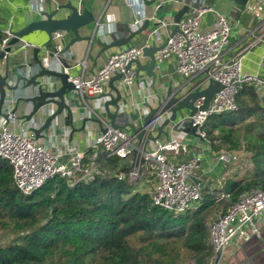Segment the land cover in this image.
<instances>
[{
    "label": "trees",
    "instance_id": "obj_1",
    "mask_svg": "<svg viewBox=\"0 0 264 264\" xmlns=\"http://www.w3.org/2000/svg\"><path fill=\"white\" fill-rule=\"evenodd\" d=\"M235 104L209 115L203 128L215 151L243 149L250 165L206 186L199 205L183 213L152 206L149 190L138 189L149 170L118 179L129 161L102 151L92 179L70 183L56 175L29 194L14 186L0 159V232L11 236L0 242V264H210L207 223L242 192L264 190V107L252 83L242 85Z\"/></svg>",
    "mask_w": 264,
    "mask_h": 264
},
{
    "label": "built area",
    "instance_id": "obj_2",
    "mask_svg": "<svg viewBox=\"0 0 264 264\" xmlns=\"http://www.w3.org/2000/svg\"><path fill=\"white\" fill-rule=\"evenodd\" d=\"M37 9V8H33ZM210 6L195 8L193 14L182 17L177 23L179 32L168 36L166 44L155 53L156 63L174 55L176 71L187 80L197 77V84L190 90L205 86L209 81H218L222 88L213 94L208 108L197 110L192 115L185 114L183 119L196 126L195 138L200 140L216 159L230 162L236 159L234 151L213 149L216 140H210L203 128L206 118L211 114L236 109L235 95L245 83L256 85L258 78L243 71L242 60L249 47L261 36L243 45L227 56L223 55L228 42L230 24L225 14L217 13L215 20L207 29L200 27L199 19ZM45 34V33H44ZM61 32L53 33L54 46L60 48L58 37ZM11 37L8 29L3 31L0 49L6 46ZM19 48L36 46V43L19 39ZM141 47L128 46L109 53L105 60L89 74L70 76V80L80 95H102L106 81L114 73H122L117 80V86L129 87L132 83L134 71L125 65L131 59L139 56ZM56 54L45 50L41 57V64L48 65V55ZM261 57L264 60V41ZM157 66V65H156ZM102 102V101H101ZM201 99L196 101L200 104ZM154 122L146 126L149 133ZM19 131L9 130L0 123V159L5 160L11 169L14 186L22 193L29 194L39 188L46 180L53 176L65 178L74 183L79 180H90L100 173L97 163L98 152H104L106 157L129 159L130 167L116 173L118 179L127 177L130 181L137 179L142 169L149 170L151 184L149 187L150 203L160 206L173 213H183L195 209L200 202L203 189L215 187L203 176L196 173L200 164V154L193 153L185 159L180 154L187 149L184 138L175 135L159 141L145 150L143 144L125 128H107L101 132L89 145V158L86 153L69 150L67 156L57 149L47 148L44 144ZM193 136V135H192ZM200 145L198 146V148ZM264 220V190L253 188L242 192L225 211L219 212L207 223L208 243L212 255L210 264H222L227 247L238 238L247 239L246 229L256 232L257 223Z\"/></svg>",
    "mask_w": 264,
    "mask_h": 264
},
{
    "label": "crops",
    "instance_id": "obj_3",
    "mask_svg": "<svg viewBox=\"0 0 264 264\" xmlns=\"http://www.w3.org/2000/svg\"><path fill=\"white\" fill-rule=\"evenodd\" d=\"M79 4L82 8H87L94 17L93 24L79 29L80 34H90L89 40H80L73 43L68 50L63 49L64 44L71 38V34L63 33V42L58 41L60 48L56 49L54 43L45 44L46 35L40 30L32 31L23 38L36 43V46H28L24 49V54L20 53L18 58L32 60L33 52L38 50L37 55L41 59L45 50H51L56 54L48 55L47 67L58 69L61 62H68L71 76L82 75L88 77L106 58L113 52L128 46L141 47L144 44L161 45L170 36L175 28L173 17L177 10L182 8L186 0H156L148 4V0H0V32L5 29L19 30L32 20L40 18L43 11H51L56 6L66 4ZM192 1V0H191ZM194 2V1H192ZM203 6H210L212 10L205 12L199 19L200 27L207 29L215 20L217 13L225 14L230 24L228 42L224 48L223 55L227 56L243 45L261 36V39L254 42L245 53L242 60L244 72L253 74L258 78V83L254 85L260 104L264 107V60L261 57L262 44L264 41V0H247L245 5L236 4L232 0H203ZM37 8V9H33ZM195 8L190 7L184 16L193 14ZM69 10L62 8L58 10L55 17L66 16ZM145 27L141 36L133 38L127 44L126 34L128 29ZM17 46V47H16ZM19 42L12 49L19 48ZM141 64H146L148 58L141 53L137 57ZM15 59V58H14ZM41 61V60H40ZM67 66V67H68ZM134 71L132 83L129 87L121 88V98L119 100L118 118L119 123L129 120L135 128H139L142 119L148 111L145 103L154 106L157 96H164L167 89H181L189 91L197 84V77L187 80L176 71L175 56L170 55L157 62L155 68L156 77L154 80L145 70ZM2 71V62L0 61ZM104 92H112L106 81ZM78 112L74 114L72 121L62 114H59L49 127L40 131L35 137L31 127H38L37 120L23 123L17 117L5 119L0 115V123H3L9 130L19 131L24 128L23 134L32 137L36 141L44 144L47 148L57 149L67 156L69 150H77L87 153L91 142L101 133V127L89 118L103 114L100 109L101 99L97 95H89L86 99L78 96ZM9 106L6 104L3 111ZM24 112L30 110V104L22 106ZM21 114V111L16 113ZM87 117L86 121L83 118ZM183 115L178 112L176 124L166 125L164 131L157 132L154 126L145 139H136L143 144L145 150L151 149L154 144L163 141L172 135L184 138L188 146L185 152L180 154L181 159L188 158L193 153H199L201 164L196 173L203 176L208 182L217 186L219 182L237 167L234 162L241 155L248 154L244 150H235L236 159L230 162H222L216 159L214 151H210L200 140L189 133L187 126L182 122ZM180 120V121H179ZM103 126L108 124V120L102 119ZM130 132L129 128H125ZM131 133V132H130ZM200 147L198 148V146ZM264 225L263 223L259 224ZM259 227V229H260ZM249 241L252 232L246 229ZM234 240L229 246H237ZM237 249V247H234ZM235 251V250H234Z\"/></svg>",
    "mask_w": 264,
    "mask_h": 264
},
{
    "label": "water",
    "instance_id": "obj_4",
    "mask_svg": "<svg viewBox=\"0 0 264 264\" xmlns=\"http://www.w3.org/2000/svg\"><path fill=\"white\" fill-rule=\"evenodd\" d=\"M155 1L148 0L146 2L152 4ZM192 1L186 0L182 8L176 11L173 17L175 28L170 36L179 32L177 23L184 13L188 12L190 7L197 8L203 6V0ZM232 1L239 5H245L247 2V0ZM62 8L68 9V14L66 16L55 17L58 10ZM93 22L94 17L87 8H82L79 4H72L69 1L66 4L56 6L51 11L41 12L40 18L32 20L19 30L10 29L11 37L7 41L6 46L0 49V61L2 62V71L0 70V115L2 117L5 119H8L10 116L17 117L23 123L38 119L41 121L40 125L30 128L35 134V137L39 135L40 131L49 127L59 114L63 113L68 123L72 121L74 114L79 110L77 108L79 107L78 96L80 94L76 92L70 80L71 74L68 69V62L62 61L58 69H51L41 64V59L37 55L38 50L35 49L33 52L32 60H24L18 58L19 54L24 52V49L18 47L20 50L18 51L16 48H12L17 45L20 38L28 35L32 31L40 30L47 37L45 44L55 43L53 39V33L55 32L62 33L58 37V41L62 42L63 33H70L72 36L63 47L65 51L77 41L90 39V34H80L79 29L87 27L93 24ZM144 29L145 27L142 26L137 29H128L124 44H127L133 38H139ZM166 41L161 45L144 44L141 46V54L148 58V62L141 64L136 57L127 62L125 69L131 68L134 64L137 73L140 70H145L151 79L154 80L157 65L155 53L165 46ZM121 76L122 73L116 72L107 80L108 87L112 92H104L102 95L97 96L102 101L100 109L103 111V114L98 113L96 115V113L95 116L89 119L101 127V132H104L107 128L116 129L127 127L132 134L142 140L149 135L146 131V126L149 123L154 122L156 131L160 133L164 131L166 125L172 124L174 126L176 124L178 112H181L182 115H192L197 110L207 109L213 94L222 88L220 82L213 80L201 88L198 87L189 91H182L180 88L174 91L168 88L163 97L160 95L157 96L154 106L145 103L148 111L142 119L141 126L135 128L134 124L129 120L122 122V124L119 123L118 109L121 91L116 82ZM87 97L85 94L81 95L83 99ZM198 99H201L200 104H196ZM6 104L9 108L3 111ZM27 104H30V110L24 112L22 106L24 107ZM19 109L21 114L17 116L16 113ZM104 117L108 120V124L105 126L102 124ZM86 119L88 118H83V121H86ZM182 122L187 126L191 135H197L195 125H192L190 121L184 119H182Z\"/></svg>",
    "mask_w": 264,
    "mask_h": 264
},
{
    "label": "rangeland",
    "instance_id": "obj_5",
    "mask_svg": "<svg viewBox=\"0 0 264 264\" xmlns=\"http://www.w3.org/2000/svg\"><path fill=\"white\" fill-rule=\"evenodd\" d=\"M243 150V149H242ZM245 155H241L234 162L235 166H244L248 167L250 162L245 160ZM129 159L122 160L121 163H125ZM144 185H138L140 190H149L151 184V175H147L146 179L142 180ZM218 214V213H217ZM216 214V215H217ZM264 221V220H263ZM260 222L261 223H263ZM257 223L256 232L252 233L251 239L249 241L242 238L237 239V249L234 247L228 246L226 254L222 264H262L264 263V225ZM11 238L10 234L6 232H0V242H7ZM235 250V251H234Z\"/></svg>",
    "mask_w": 264,
    "mask_h": 264
}]
</instances>
